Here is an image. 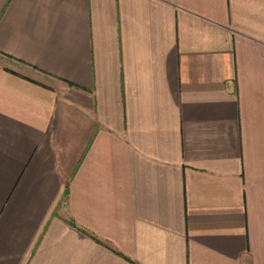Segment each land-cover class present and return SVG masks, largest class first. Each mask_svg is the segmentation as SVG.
Returning a JSON list of instances; mask_svg holds the SVG:
<instances>
[{
  "label": "crops",
  "instance_id": "1",
  "mask_svg": "<svg viewBox=\"0 0 264 264\" xmlns=\"http://www.w3.org/2000/svg\"><path fill=\"white\" fill-rule=\"evenodd\" d=\"M0 264H264V0H0Z\"/></svg>",
  "mask_w": 264,
  "mask_h": 264
}]
</instances>
